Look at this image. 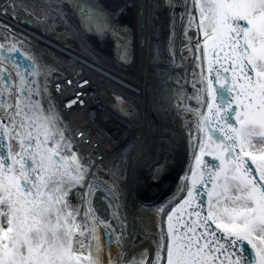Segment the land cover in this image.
Instances as JSON below:
<instances>
[{
  "label": "snow or ice",
  "instance_id": "1",
  "mask_svg": "<svg viewBox=\"0 0 264 264\" xmlns=\"http://www.w3.org/2000/svg\"><path fill=\"white\" fill-rule=\"evenodd\" d=\"M183 3L200 69L193 72L199 107L185 109L197 118L198 150L186 195L158 210L163 222L151 249L130 258L122 249L125 239L135 246V232L118 212L119 233L94 212L91 169L48 94L52 70L42 73L15 43L0 44V264H103L113 242L121 251L116 259L109 251L108 264H264V0ZM75 6L90 27L107 30L94 9ZM20 7L11 0L0 14L11 8L15 18Z\"/></svg>",
  "mask_w": 264,
  "mask_h": 264
},
{
  "label": "bare ground",
  "instance_id": "2",
  "mask_svg": "<svg viewBox=\"0 0 264 264\" xmlns=\"http://www.w3.org/2000/svg\"><path fill=\"white\" fill-rule=\"evenodd\" d=\"M17 1L22 6L26 5L28 9L29 7L35 8L32 9L33 11L29 9V11H32L33 16L40 18L39 5L45 4L41 0H36L37 5L31 3L30 6L26 1ZM101 1L105 5L116 4L114 7H110L112 22L119 33L118 37L125 42V45L127 43V47L128 45L135 47L136 44L140 43L136 36L139 26L143 24L144 44H142L141 53L137 59V68L140 66V73L138 71L137 73H128L122 65L116 66L114 63H107L105 60L102 61L110 67L109 70L102 67L101 70H91L94 68L88 64L83 67L84 70L78 69V71H84L89 75H103L107 80L118 82L122 88L121 92L126 91L122 95L130 98L143 115L137 127H133L134 123L132 122H128V124L122 122L125 127L114 122L109 118L112 115L111 109L107 105L110 96L104 94L106 93L104 90L102 94L101 91H98L104 99L101 102V107L84 108L80 119V121L85 122V128H81L84 138L96 134L102 143L108 144L104 151L107 154L102 156L103 159L97 161L99 162L96 167L99 170L97 171L98 175L94 166H91L88 177L97 186L94 194L99 191L95 196L93 194L94 203L92 197V207L96 216L108 222L116 233L120 232V227L117 220L113 218L112 212H118L121 221L127 226L129 235L135 232V246H132L129 239L124 240L122 251L128 257L136 248L147 247L151 249L152 240L155 238L152 234L157 232L163 222L162 215L158 210L164 208L166 213L185 193L181 191L182 188H186L184 177L191 173L199 143L196 125L194 127L197 118L185 109L199 107L194 99L193 72H199L200 69L197 68V62L194 58L196 53L194 50L189 51L190 44L185 36L187 20L186 17L181 19L184 11L183 0H172L169 14L165 11L167 7L165 0ZM6 3L0 2V5L4 6ZM45 5L44 7H47V4ZM22 6L18 9L21 13H15L16 16L25 13ZM51 11L53 10L51 9ZM138 12L139 14L142 13L143 20ZM193 14L195 13L193 12ZM80 19L84 26L81 31L90 44L100 43L103 50L108 51L111 41L97 38L98 35L100 36V29L94 26L90 27L83 18ZM12 27L18 32V24ZM34 27L38 29L37 24H34ZM44 27L47 26L44 25ZM40 28H43L42 24ZM187 36L193 38L191 45L194 49L196 32L193 35L192 30H190ZM49 40L36 43L44 53L58 50L56 46L51 44V41L54 40ZM159 42L163 49L162 55L164 54L163 56L169 59L166 64L162 59L157 60L155 54L154 49L158 48ZM103 50L98 51L96 55L98 60H101V53L104 54ZM104 55L108 57V55ZM149 63H152L151 67ZM68 66H60L54 63L50 65V69L57 68L60 72L68 69ZM72 68L76 69L77 67L72 66ZM188 69H191L190 72ZM137 74L141 75V79L131 80L127 77ZM148 75H161V80L165 78V75H169V77H167V83L156 81L155 84V78ZM69 77H73V75H69ZM128 80L136 85L131 84ZM172 81L174 84L171 83ZM95 82L94 89H99L100 83L96 80ZM186 82L190 83L191 89L190 91L185 90V92L183 89ZM101 85L103 86L104 83L101 82ZM174 85L176 86L174 87ZM94 99L96 101L98 96ZM121 103L131 106L126 101ZM69 105L70 107L64 108V110L68 125L72 126L76 124V121L73 120L71 113L73 104L69 103ZM203 110L201 109V111ZM129 129H132V132L127 135ZM76 134L78 133L75 132L74 135ZM93 144L96 143H90L89 146ZM105 160L106 164H103ZM93 163L95 164V162ZM165 171H168L166 176L161 178L160 176ZM151 177H155L156 180ZM166 181L169 183L167 184ZM100 197L102 199H99ZM71 202L76 203V198L72 197ZM102 229L100 232L103 242ZM110 250L114 255L111 254L113 259H116L117 253L121 251L114 242L111 244ZM102 259L103 264H108L109 253L105 249L102 252Z\"/></svg>",
  "mask_w": 264,
  "mask_h": 264
},
{
  "label": "water",
  "instance_id": "3",
  "mask_svg": "<svg viewBox=\"0 0 264 264\" xmlns=\"http://www.w3.org/2000/svg\"><path fill=\"white\" fill-rule=\"evenodd\" d=\"M61 1H62L63 4H65V5L69 6V7H71L72 9H74L75 12L80 11L75 6L77 2L82 3V4H87L90 8L94 9V11L98 14L99 18L102 20V23L106 22L107 30H105V33H106L105 37L106 38H110L113 35V32H112L113 26H112L111 21L107 17V14H108V13L106 14L107 8H106V6L104 5V3L102 1H97V0H61ZM165 1L167 2V5H169L168 0H165ZM17 59L22 64L28 63V61H25L23 57H17ZM117 108L119 110H121L122 112H124L125 114L130 115V116L133 115V113H134L132 108H129L128 105H125L123 103H119ZM204 159L211 160V157L210 156H206V157H204ZM205 199H206V197H205ZM179 202L180 201H178L176 204H178ZM107 249H109V248H107ZM142 249L135 250V251L131 252V254H130V256L128 258H130L134 253H139L140 251H142Z\"/></svg>",
  "mask_w": 264,
  "mask_h": 264
},
{
  "label": "rangeland",
  "instance_id": "4",
  "mask_svg": "<svg viewBox=\"0 0 264 264\" xmlns=\"http://www.w3.org/2000/svg\"><path fill=\"white\" fill-rule=\"evenodd\" d=\"M56 1H57V0H56ZM110 6L114 7L115 4L110 5ZM66 11L69 13V10L66 9ZM70 19H71L72 23L75 24L76 26L80 25V22L76 19L75 16H73V15L70 16ZM0 43L5 44V45H7V46L11 45L12 43L18 44V43H17V40L15 39V37H10L9 34L4 33V32H0ZM24 50L27 51V52H29V54H30V53L32 54L31 50H29V49H27V48H25V47H24ZM35 57L37 58V61L39 62V59H38V55H37V53H36ZM257 147H259V145H257ZM81 162H82L83 164H85L82 160H81ZM85 165H86V164H85ZM93 203H94V202H93ZM98 206H100L99 203H98ZM95 208H96V207H95Z\"/></svg>",
  "mask_w": 264,
  "mask_h": 264
}]
</instances>
